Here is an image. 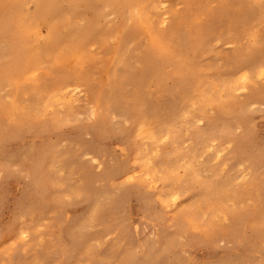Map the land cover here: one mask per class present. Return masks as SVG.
<instances>
[{"label": "snow or ice", "instance_id": "snow-or-ice-1", "mask_svg": "<svg viewBox=\"0 0 264 264\" xmlns=\"http://www.w3.org/2000/svg\"><path fill=\"white\" fill-rule=\"evenodd\" d=\"M17 7L19 6L7 0H0V11L7 12ZM49 7L56 10L48 21L50 25L62 21L66 25L74 26L80 19V15L72 13V10L81 7L79 4H53ZM87 7L95 8V5ZM163 7L167 8L169 5L165 4ZM181 7L188 8L190 5H181ZM212 7L222 9L215 18L182 15L177 17L169 27L167 16H165L163 17L165 23L156 27L145 21L146 14L141 11V5L103 6L109 10L110 19L114 18L112 11L131 8L132 16L138 18L139 22L149 29L147 38L129 32L125 39L129 42L133 39L145 41L141 44L145 55L142 63H145L149 69L153 65L158 66L162 63L175 69L180 77L179 83L183 85L184 93L188 98L189 107L186 111L191 113L195 120V131L191 132V138L184 146L185 151L177 153L174 157H168L167 160L162 158L157 162L155 178L149 177L151 186L127 187L136 185L138 181L136 177L124 171L126 165L117 155L113 158V166L107 167L106 170L100 161H95L96 168L93 173L103 171L104 175L98 179L106 185L111 184L113 180L119 183L97 193L93 187L96 179H93V186L82 187L76 195L70 197L73 203L65 207L88 201L95 207L91 220L98 221L106 215L113 200H116L122 205L121 216L111 226V232L108 234V239L111 240L113 234L125 235L141 231L143 225L134 218L135 201L138 196L141 202L155 204L154 212L163 218L164 223H167L169 218H174L172 223L178 226L179 231L175 239L166 246L165 251L183 248L184 258L180 264H264V124L260 129L258 165L252 153L251 145L254 143V136L251 128L246 127L242 137L236 135L239 131L238 126H248L253 123L257 106L261 108V116L264 117V30L257 36L255 31H232L227 23L222 24V21L240 20L243 18L244 11L258 8L262 17V27H264V0H257L253 4L226 2L212 5ZM32 34L30 30L11 29L5 33V40L19 45L21 39H27ZM102 34L99 31L86 33L84 38L67 54L69 61L67 66L59 51L51 57L52 62L42 65L43 70L49 73L47 88L53 96L67 99L71 95L74 100H79L81 97L95 96L100 90L102 86L98 79L91 78L89 48ZM221 40L229 49L236 52L226 64L231 69V75L237 78V82L242 81L246 85L242 91L248 95L241 96L237 93L235 97L225 98L222 92L214 90L211 85L205 86L198 83L206 79L200 75L205 66L201 62V57L210 48H215ZM57 47L62 48L63 45H57ZM8 50L6 48V51ZM216 50L223 51V48ZM71 61L75 63L72 64ZM5 67L7 68V65ZM256 68H259L258 74L254 71ZM256 94L261 97L258 101L251 99V96ZM243 101H247L246 109L239 108ZM84 111L86 114L80 117V121L85 123H99L107 113L108 118L114 122L117 117L119 118L118 126L122 130L128 129V140L135 138L138 141H147L152 138L150 131L146 134L148 121L146 114H142L139 110V101L136 108L122 106L119 93L109 97V104L99 109L92 103H88ZM43 116V113L33 114L28 103L25 102L8 112L6 126L13 134H16L38 126V121ZM229 124L232 125L229 138H223L220 131L221 125ZM155 142L160 143L162 140ZM213 142L219 143L221 147L213 148ZM9 143L10 137H5L0 142V148L5 153V163H7ZM127 146L125 144V147ZM140 146L143 147V145ZM209 152L212 153L211 156L208 155ZM233 156L240 158L237 164L241 171L237 176L229 179L222 176L221 169L227 167V162ZM245 159L249 160L250 167L244 165ZM213 164L216 165L214 170H212ZM250 172H255V177L250 176ZM11 174L27 177V169L18 166L11 169L9 175ZM4 176L5 173L0 172V177ZM253 179L258 182V186H253L250 191H243L246 182L251 183ZM122 193L135 195L128 200L121 196ZM162 193L167 194L162 196ZM130 207L131 210H129ZM257 212L259 222H253V231L258 232L260 237L259 259H225L218 262H206L196 257L200 249L211 248L213 244L219 247L218 237L222 233L231 232L237 225L247 222ZM88 232V227L84 226L78 230L75 237L85 243L87 259L79 262L64 261L63 264H169L167 259L142 257L140 255L142 250L134 246L130 250L117 251L115 246L101 250L100 246L94 242L88 243L93 239L87 235ZM24 239L27 237L25 236ZM17 243L15 237H8L4 241L6 247L3 251L11 255L16 250ZM0 264H9V261H0ZM11 264H24V262L13 260Z\"/></svg>", "mask_w": 264, "mask_h": 264}, {"label": "rangeland", "instance_id": "rangeland-1", "mask_svg": "<svg viewBox=\"0 0 264 264\" xmlns=\"http://www.w3.org/2000/svg\"><path fill=\"white\" fill-rule=\"evenodd\" d=\"M65 1V0H62ZM163 1V0H162ZM226 2L231 3H247L253 4L257 0H164L158 2L155 8L152 10L153 20L152 23L154 26L158 27L165 23L163 17L167 16V23L169 27L172 26L173 21L182 15L184 16H204L206 18H215L218 13L222 12V9L212 7V5H219ZM169 5V7L164 8L163 5ZM31 5V7H28ZM173 5L175 7H173ZM181 5H190L188 8H183ZM17 8L9 10V12L14 13L13 10L17 11ZM21 10V9H20ZM24 15L33 16L37 12V3L35 1H30L27 5L23 7ZM92 9H83V17L78 21V25L81 27H87L88 19L92 15ZM102 13L105 15L100 21V26L103 30V34L97 39V41L89 48V54L91 56V62L89 64V69L91 72V78L93 80L99 81L102 86L98 91L100 93V98H102L101 106L109 104V99L102 93L105 92L106 85L112 79L111 68L117 63L116 54L119 49L122 34L120 30L125 26L129 25L130 21L127 18H116L114 15L113 19L109 18V10L103 9ZM112 14V13H111ZM227 23L232 31L245 30V31H255L257 36L260 35L261 31L264 30L262 27V17L260 10L249 9L243 12V18L237 21H222V24ZM44 27H48V24H44ZM17 29L14 25L10 26V29ZM43 35L46 34V29L42 28ZM163 30V29H161ZM115 32V36L113 33ZM221 32H223V27H221ZM141 37L147 38V34H140ZM231 38V37H229ZM11 48L15 47V44L11 41ZM144 40L135 39L130 41L128 44L130 56L127 60L128 67L131 66L133 75H140L141 65L137 63V59L140 58L143 54L141 44L144 43ZM46 40H40L35 42V47L38 49L37 53L41 54L40 62L47 61V47ZM223 48V51H217L218 48ZM94 49V52H93ZM243 51V50H241ZM236 52L233 49H229L224 41L221 40L215 48H210L208 52H205L201 57V62L205 65L200 75L205 77L203 80L205 86L211 85L214 90H219L226 97V89L229 86L232 78L231 69L227 67L226 62L230 59L231 56L235 55ZM62 55V54H61ZM67 57V56H64ZM63 59V55H62ZM17 58L14 63L9 61V59L0 58V69H9L11 65L20 66L21 72L18 77H24L27 72L26 66L23 65L22 61ZM65 66L69 63L66 59H63ZM74 64V61H71ZM7 65V68L5 67ZM175 70L173 68H165L163 73L170 75ZM110 72V76L108 73ZM31 86L34 83H38L40 86L32 87L31 94H22L18 99L19 105L23 103L30 102V99L35 100L37 103L44 100L46 103L47 100V112L52 116L54 124L50 125V119L41 118L38 121V126L45 129L47 126L52 129L50 133H35L31 129H25L21 131L16 139L9 145L7 153V163H5V153L0 155V172H4L5 176L0 177V261L7 260L9 264L13 260L23 261L24 264H58L59 262L63 263L64 257L61 252L63 249L55 248L54 244L58 241L59 238L64 236L65 246L71 247V239L67 236L65 231L69 225L74 223L89 221L91 219L90 212V202H77L74 206L65 207V205L72 204L70 197L76 195L79 190L84 186H93V179H97L94 187V191L105 190L106 187H112L115 184L111 183L106 185L103 181L98 179L104 175L103 171H97L93 173V170L96 168L95 161H100L105 170L109 166H113V158L118 155V158H125L131 155L134 150L132 144L121 143L118 140L116 134L112 136V139H108L106 142H102L103 146H106V151L104 157H100L97 152L91 146H85L83 143H90L93 141V135L88 130V126L94 124L85 123L80 121V117L84 116L85 108L88 103H92L97 107L92 96L81 97L79 100H74L70 95L67 99H64V107H53L49 102L50 98H47L48 95L52 93L48 91L47 81L49 79V73L43 68L35 69L30 71ZM1 75V74H0ZM162 75V74H161ZM29 76V75H28ZM121 76L123 74L121 73ZM219 77V79H217ZM125 79H119L118 85L123 88V92H130L133 90L132 86L128 83L122 82ZM177 86L176 78L170 77V79L163 80L159 83L157 80L149 86L148 92L146 93L144 103L150 107H155L157 103L164 99L173 102L178 93L175 90ZM12 86L3 88L0 91V110L5 112L6 107L11 106L14 102ZM239 95L244 96L248 95L241 90V87H237L235 92L233 91V97ZM46 98V99H45ZM244 103L246 101H243ZM182 102L177 110V114L181 112ZM261 108L256 107L255 118L259 119V113ZM172 113V112H171ZM104 118H108L107 113H105ZM109 119V118H108ZM174 119L172 116L165 125L161 132L158 131V126L154 123H148L147 132L152 134L159 135L160 138L164 133H169L175 128V121L170 122ZM111 120V119H110ZM112 121V120H111ZM119 119L114 122L117 124ZM185 129L180 133L175 132L174 134L167 135L168 138L160 139L162 142L157 144V149L160 152L155 158H152V167L151 168H141L136 174L132 176L137 178L138 183L136 185H128L127 187L133 188L137 185L143 187L144 185L151 186V181L149 180V173L154 169L157 171L155 165L162 158L167 160L168 157L172 156L174 149L177 147L180 153L185 151V144L191 138V132L195 131V120L192 115L184 118ZM50 122V123H49ZM231 127L232 125L229 124ZM239 131L236 135L241 136L245 126L240 125ZM6 129V127H5ZM40 129V128H39ZM128 131V129H124ZM260 133V131H259ZM117 138V139H116ZM118 142V145L115 144ZM119 146V147H118ZM191 145H189L190 147ZM41 148L42 150H49V156L46 158V154L42 153L38 162L42 164V168L37 170V176H31L32 173V161L35 148ZM221 145L219 143L213 142V148H219ZM54 149V150H52ZM231 151V150H229ZM47 152V151H46ZM209 156L212 155L211 152L208 153ZM89 157L91 159H89ZM54 158V160H53ZM223 160V157L221 158ZM249 166L248 164H244ZM23 167L27 169L26 176H16L9 175L8 171L16 167ZM52 167V168H51ZM216 167L215 164L212 165V170ZM8 170V171H7ZM49 172L51 177L50 179L55 182V187L52 189L51 185L48 188L42 189L40 186L37 187L38 181L42 179L43 185L44 173ZM241 171L239 165L236 167L232 166L230 161L227 162V167L221 169L222 176L228 177L231 179L234 176H237ZM250 176H253V172L249 173ZM153 176V171L151 172ZM90 182L88 183V180ZM247 185V182H246ZM163 188V186H161ZM239 187V186H237ZM244 191V189H243ZM167 194V193H166ZM122 195V194H121ZM134 195L128 197V200H131ZM26 199V204L23 207V212L20 210L21 203L23 199ZM136 207H135V219L143 225L141 233L144 234L143 240H146L144 244L141 242L138 243L136 237L133 235L130 243L127 245V249H131L133 246L141 249V256L148 257V252L152 254L159 249V246L149 245V243H156L158 240V228L159 226H165L168 228L167 233L169 234L168 239L162 248L158 251V258L161 256L162 259H167L169 264H180V261L184 258V249H174L165 251L166 246H168L176 237L177 233L171 227L172 219L169 218L167 223H164V220H157L152 224H148L146 221V208L137 196L136 198ZM155 205V204H154ZM131 210V207L129 208ZM63 215L61 217V213ZM100 225L98 227V234L101 239H92L88 243H95L100 246L103 250V245L114 246L116 244V237L113 234L112 239H108V234L111 232V227L106 225ZM151 229H146V227ZM158 226V227H157ZM97 231V230H96ZM165 231V230H164ZM95 232V231H93ZM27 239H24V237ZM8 237H15L18 241L16 245V250L9 255L3 251V248L6 247L4 241ZM160 239H164L166 236L162 231L159 232ZM220 240V246L216 247L214 244L211 248L200 249L196 253V257L202 261H222L225 259L231 260H244L250 259L249 253L255 254L257 250H252L250 245L247 246L246 250L242 252L241 249H238L237 243L233 242L232 239L225 237L223 234L218 237ZM249 241H257L260 239L259 236L252 237L248 235L246 238ZM71 242V243H70ZM148 245V246H147ZM78 246H80L78 244ZM79 250V248H78ZM149 250V251H148ZM87 247L84 244L83 250L78 251V253H73V261L79 262L81 260L87 259ZM50 256L54 257L55 261L50 260ZM246 257V258H245ZM259 259V258H257ZM58 261V263H57ZM71 261V260H67Z\"/></svg>", "mask_w": 264, "mask_h": 264}, {"label": "bare ground", "instance_id": "bare-ground-1", "mask_svg": "<svg viewBox=\"0 0 264 264\" xmlns=\"http://www.w3.org/2000/svg\"><path fill=\"white\" fill-rule=\"evenodd\" d=\"M30 1L32 0H7V2L18 5V9L13 10L14 13H10L9 11L4 12L0 11V58L4 59H9V61H14L19 58V61H22L24 63L23 65L26 66L27 72L25 73L24 77H21L19 73L21 72V69L19 68L20 66H14L11 65L9 69H0V91L8 86H12L13 90V95H14V102L11 106L6 107L5 112L2 113L0 110V142L3 141L5 137H10V143L9 145L16 139L17 135L20 133L13 134L12 131L10 130L9 127L6 126V117L9 111L13 110L18 103V99L21 97L22 94H31L32 92V87L38 85V83H34L33 86H31V80L33 79L30 77V71H33L35 69H40L43 68L42 65L44 62H40L39 60L41 59L39 53H37V48L35 47V42L40 41V40H46L47 41V47H48V55H47V61L45 63H50L51 57H54L56 52L59 51L63 55V59H66L67 54L72 51L73 46L76 45L78 42H80L86 33L93 32V31H99L103 33V30L100 26V21L105 17V15L102 13L103 6L104 5H111V4H126V5H141V11L144 12L145 15V21L149 22L152 26V20L154 19L152 16V10L155 8L156 4L158 2H164V0H33L37 3V12L33 16L29 17L24 15L23 12V7L27 5ZM69 3H75L81 5L80 8L72 10L73 15H80V18L83 17V9H92V15L88 19V25L87 27H81L78 25V21H76L74 26L66 25L62 21H57L54 22L52 25L49 24V20L51 19L52 15L56 12V10L52 9L49 7L50 5L53 4H69ZM88 5H95V8H88ZM21 9V10H20ZM133 10L131 8L124 9L120 8L117 10L112 11V15H114L116 18H127L130 21L129 25H125L121 30L122 38H121V43L119 46V49L116 54V60L117 63L115 66L111 68V75L112 79L110 82L107 83L106 89L104 94L108 99L109 97H114L115 94L119 93L120 99H121V105L122 106H130L132 108H136L137 106V101H139V110L142 114H146V119L148 123H154L158 126V131L161 132L163 129V125L167 123V121L174 116V119L170 122L175 121V128L173 131L166 133L167 135L174 134L175 132L180 133L181 131H184L185 129V121L184 118L189 117L191 113L186 111V109L189 107L188 105V98L184 93V87L181 83H179L180 77L177 75L176 71L173 73H170V75H166L163 73V70L165 68L169 67L172 68L168 65L165 64H160V65H153L150 69L145 63H142V61L145 60V55L144 52L140 58L137 59V63L141 65L140 75H133L131 66L128 67L127 65V60L129 59L130 56V51H129V41L125 39L127 34L129 32L133 33L134 35L138 34H147L149 32V29L145 27L143 23H140L138 18H135L132 16ZM44 24H48V27H44ZM14 25L17 29H22V30H30L32 31V35L29 36L27 39H21L19 45L15 44L14 48H11V43L9 41L5 40V33L9 31L10 26ZM46 29V34L43 35V30ZM133 39L132 41H134ZM57 45H63L62 48H58ZM6 48L9 49L6 51ZM19 49V51H17ZM174 69V68H173ZM175 70V69H174ZM254 71L259 72V68L254 69ZM121 73L123 74L124 77L121 76ZM162 74V75H161ZM29 75V76H28ZM110 76V72L108 73ZM170 77H175L177 86L175 90L178 93V97L175 98L173 102H170L169 100H160L155 107H150L147 104L144 103V99L146 96V93L148 92L149 86L154 82V80H157L159 83H161L163 80L170 79ZM125 79L122 82L128 83L129 85L132 86L133 90L130 92H123V88L118 85V80L119 79ZM31 79V80H30ZM198 83H202L205 85L203 81H200ZM237 87H241V90L246 87L244 83L237 82V78L233 77L229 86L227 87L226 91V97H233V91L235 92ZM248 87H251L248 85ZM111 89V91H109ZM101 93V92H100ZM100 93L97 91L95 96H92L95 103L97 104V108L99 109L102 98H100ZM70 96V95H69ZM68 96V97H69ZM47 98L49 99V102L52 104L53 107H64V98L63 97H57L48 95ZM261 97L256 94L251 96V99L254 100H259ZM46 99V98H45ZM181 104V112L177 114V110ZM46 103L43 100L42 103L39 102L37 103L35 100L30 99V102L28 103L29 109L35 113H43L44 116L43 118H49L50 122L53 121L52 116L47 112ZM247 106V101L241 102L239 105V108H245ZM172 112V113H171ZM117 119H119L117 117ZM49 122V123H50ZM59 124V122L57 123ZM54 123H50L48 125L51 127L52 125H57ZM264 124V117L261 116V111L259 113V119H254L253 123L251 125L245 126L248 128H251L254 136V143L251 145L252 147V153H254V160L255 163L258 165L259 162V157H260V129L261 125ZM46 127L45 129H42V127L36 126L31 128L32 131L35 133H50L52 129L49 127ZM6 127V129H5ZM40 128V129H39ZM90 133L93 135V141L90 143H83L85 146H91L100 157H104L105 151H106V146H103L102 142L108 141V139H112V136L114 134L117 135L120 140H118L121 143H129L132 144V148L134 152L129 155L128 157L125 158H119L120 161H123L125 163V168L124 171L129 172L131 175L136 174L141 168H151L152 167V158H155L160 152L157 149V144L155 141H158L160 139H165L168 138L166 134L162 133L163 135L158 138L159 135L157 134H152V138L148 139L147 141L144 140H136L133 138L132 140H128L127 138V133L128 131L122 130L119 126L118 123L115 124L113 121H111L108 118H103L100 120L99 123L95 122L94 124L90 125L87 127ZM232 127L230 125H221V134L223 138H229V133L231 131ZM245 134V129L241 135L244 136ZM117 139V138H116ZM116 145H118V142H115ZM140 145H143L141 147ZM119 147V146H118ZM155 149V150H153ZM54 150V149H52ZM47 151V152H46ZM2 148H0V155L3 154ZM42 153L46 154V158L49 156V150H42L41 148L39 149L38 147L35 148L34 150V155H33V161H32V173L31 176L35 177L37 176V170L39 168H42V164L40 161L38 162L40 156ZM177 153H180L178 148L176 147L174 149V152L172 153L171 157H174ZM49 159V158H48ZM239 157L233 156L230 160L232 163V166L238 165L237 161L239 160ZM54 160V158H53ZM244 164H248L249 167L250 162L248 159L244 160ZM52 168V167H51ZM8 171V170H7ZM153 171V176H151V172ZM149 175L152 178H155L157 171L152 170ZM10 171H8V174ZM13 175V174H11ZM10 175V176H11ZM51 175L47 171L44 173V181L45 185H43L42 179L40 182L38 181L37 187L39 186L44 189L48 188L49 185H51L52 189L55 187V182L50 179ZM253 177H255V172H253ZM91 179L88 180V183L90 182ZM97 181V179H96ZM102 181V180H101ZM118 181L113 180L112 183H117ZM89 186V185H88ZM253 186H258V182L253 179L251 183H247V185L244 188V191H250ZM135 187H141L140 185H137ZM102 191H96L97 193L103 192ZM131 195H135L134 193H122V197L128 198ZM166 195V193H162V196ZM258 198V197H257ZM143 205L146 208V221L148 224H152L157 221V220H163L162 217L158 216L154 212L155 205L152 203H144L142 202ZM26 204V199L24 198L20 207L21 211L23 212V207ZM90 212H91V217L92 213L95 211L94 205L90 204ZM121 204H118L116 200H113L111 205L107 209L106 215L102 216L100 220H89V221H83V222H78L74 223L72 225H69L66 228L67 236L70 237L72 243L71 247L65 246V238L62 236L61 238L58 239V241L54 244L55 248L57 249H63L61 252L64 254V260H71L73 261V253H78V251L83 250L84 247V242L81 240H77L76 234L79 229H81L84 226H87L89 229V232L87 235L93 239H101L99 234H98V227L101 225H104L105 227L108 226H113L115 222L120 218L121 216ZM103 212V209H101ZM64 216L63 212L61 213V217ZM91 221V222H90ZM253 222L258 223L259 222V213H255L252 217L249 218V220L243 224L237 225L231 232H225L222 233L225 237L230 238L233 240V242L237 243L238 249H241L242 252L246 250L247 246L250 245L252 250H257L258 251L255 254L249 253L250 259H257L259 258V245H260V239L257 241H249L246 238L248 235H251L252 237H257L259 236L258 232L253 231ZM171 227L175 230V233L179 231L178 226L174 223L171 222ZM158 227V226H157ZM146 229H151L150 227H146ZM97 230V231H96ZM165 230V231H164ZM168 228L165 226H159L158 228V240L156 243H149V245H158L159 249L158 251L162 248L164 243L170 239L168 237L167 231ZM95 231V232H93ZM162 231L164 235L166 236L164 239H160L159 237V232ZM136 237V240L144 244L146 240H143L144 234L139 232V233H128L125 235H121L120 233L115 234L116 237V244L114 245L117 251H121L124 249H127V245L130 243L132 236ZM118 242V243H117ZM78 244L80 246H78ZM148 246V245H147ZM157 247V246H156ZM79 248V250H78ZM109 248L107 245H103V250ZM174 250V249H171ZM149 251V250H148ZM155 252V254H157ZM152 254L150 251L148 252V259L156 258V259H161L162 257L160 256L159 258L155 255ZM50 260L55 261L53 256L49 257ZM246 258V257H245ZM58 263V261H57ZM58 264H63L59 262Z\"/></svg>", "mask_w": 264, "mask_h": 264}]
</instances>
